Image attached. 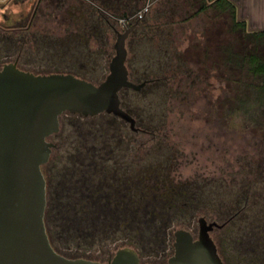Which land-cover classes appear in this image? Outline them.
I'll return each instance as SVG.
<instances>
[{
  "label": "rangeland",
  "instance_id": "1",
  "mask_svg": "<svg viewBox=\"0 0 264 264\" xmlns=\"http://www.w3.org/2000/svg\"><path fill=\"white\" fill-rule=\"evenodd\" d=\"M82 1L0 0V68L21 53L18 62L28 71L61 70L95 83L101 81L115 53L114 28L123 31L124 27L113 20L115 27L101 29V39L86 34L89 49H99L98 64L90 61L82 69L73 65L72 50L65 51L59 40L78 31L77 26L85 20L79 19V14L90 5V0ZM147 1L143 0L140 5ZM180 1L150 0L149 9L141 18L149 25L146 37L136 48L141 56L143 53L157 56V50L161 53L166 50L175 64L183 62L178 66L174 82L148 86L141 94L125 95L140 112L136 125L144 127L145 131L132 130L128 122L112 113L83 115L65 111L60 116V130L50 137L57 144L53 151L56 161L54 158L43 164L42 170L56 184L53 187L58 197L69 190L76 193L75 176L83 173L75 165L77 158L84 154L81 149L99 148L107 158L102 160L101 156L98 169L100 197L94 204L98 211L94 225L85 219L79 222L77 216L64 218L65 205L61 198H55L53 193L48 196V205L55 204L56 213L50 222L46 212L45 225L52 244L65 256L106 261L109 253L114 254L118 247L128 244L139 252L140 264L163 258L164 252L169 256L173 252L176 229L197 233L198 218L206 216L221 200L229 206L241 199L238 188L243 184L252 182L263 189L264 128L239 108L235 97L237 86L232 80L236 73L227 67L225 57L228 46L235 51L256 48L264 53V43L243 30L234 29L227 14L214 8L193 12ZM246 23L249 30L264 27ZM128 40L129 37L126 39L127 59L131 56ZM63 49L65 52L61 54ZM165 88L172 90L170 94L164 93ZM262 121L264 123V117ZM115 147L128 148L134 190L140 189L141 185H134L140 174L149 187H154L155 183L157 186L154 187L155 195L143 189V195L154 196L141 203L151 205L148 211H137L138 214L132 216L131 226L123 228L122 225L120 230L114 231L113 206L103 191L108 187L105 185L107 178L113 173L107 154ZM103 165L108 169L104 170ZM67 166L71 167L75 181L67 179ZM147 168L153 169L148 179L142 171ZM156 177L163 178L164 182L154 181ZM220 182L224 183L226 191L221 189V193L212 198L203 191L195 198L189 196L190 191L197 188L196 183L210 187V184L219 186ZM177 184L182 191L179 200L172 196L173 191L167 190ZM134 190L132 193L138 200L141 194ZM157 195L164 198L163 209L154 200ZM161 213H166V217H160ZM218 220L221 222L222 218ZM119 222L127 220L118 219ZM81 223L84 227L78 230Z\"/></svg>",
  "mask_w": 264,
  "mask_h": 264
},
{
  "label": "water",
  "instance_id": "2",
  "mask_svg": "<svg viewBox=\"0 0 264 264\" xmlns=\"http://www.w3.org/2000/svg\"><path fill=\"white\" fill-rule=\"evenodd\" d=\"M138 21L114 28L109 71L99 82L73 73H34L14 62L0 68V264H140L137 251L118 248L107 261L67 257L51 244L45 226L46 185L42 165L65 112L112 113L136 130L135 118L121 106L119 92L139 90L145 81L129 79L126 39ZM196 238L185 228L174 231V253L167 264H223L210 230L215 223L199 217Z\"/></svg>",
  "mask_w": 264,
  "mask_h": 264
},
{
  "label": "flooded vegetation",
  "instance_id": "3",
  "mask_svg": "<svg viewBox=\"0 0 264 264\" xmlns=\"http://www.w3.org/2000/svg\"><path fill=\"white\" fill-rule=\"evenodd\" d=\"M80 17L82 19H85V10L80 11L79 19H81ZM86 19H88V17H86ZM135 21L139 22L140 19H137ZM77 28L78 31L68 34L65 37V39H60L59 41L61 42L59 41L58 42L62 43L63 47H65V51L66 49L72 50L71 55L75 60V62H72V64L77 66L78 68L82 69V67L88 64V62L90 61L94 62V64H98L97 58L99 56V49L91 51L88 46L89 39H86L85 35L88 34L87 36L89 37L90 35H93L97 40L101 39L99 33L102 28H99V25L94 20H81L80 25H78ZM65 51L63 49V51L60 52L61 54H63V52ZM18 54L20 56L21 53ZM19 56H17L13 60H9V62H14L18 68L26 70L25 68L20 67V64L18 62ZM70 60H72V58H70ZM91 69L95 70L96 67L91 66ZM55 72L72 73L61 70H55ZM60 116H59V130L61 125ZM136 122L137 121L135 120V127L137 129L134 131L137 132L139 130H143L141 127H138L136 125ZM57 132L52 133L48 137V140L53 143V147L51 149L48 160L44 164L50 163V160L54 158H55L54 160L56 161V157L53 154V151L54 149L57 148V144L55 141L50 140V137L55 135ZM82 150L84 154H81L77 158L76 160L77 163L75 164L79 168L78 169L79 171L83 170V173L75 176L76 178L75 194H73L72 190H69L67 193H65V195H60L58 197V191L55 190V187H53V184L55 186L56 184L52 182V178L48 177V174H46L47 175L46 177L43 172L45 178V185H46V207H45L44 218L47 212L50 222H52L55 219V213H56L55 204H52L51 206L48 205L49 204L48 196L51 193H53L55 195L54 197L55 198L58 197L59 199L61 198L60 200H62L63 204L65 205L64 210H62L64 218L65 217L72 218L74 216H77L79 222L85 219L90 224L93 225L95 224L93 219H95V216L98 215V211L96 210V208H94V204L96 202V199L100 197V185H99L100 176L98 173L99 172L98 169H100L101 166L100 164L101 156H102V160H106L107 158L106 156L101 154L102 150L99 148H89L85 150L81 149V151ZM107 155L108 156L110 155L108 161L110 162V168L112 169L111 171L113 173L109 178H107V181L104 178H102L103 181L104 180L106 181L105 185H108V187L104 189L103 193H105V198H107V200H109L111 202V205L113 206L112 207L114 214L113 220L114 219L116 220V225L115 227H113V230L115 231V230H120L122 225H124L123 228L128 227V225L131 226L130 221L133 218L132 216L138 214L140 210L145 213L148 211V208L151 205L149 204L143 205L141 203L144 199L152 198L154 196L153 195L145 196L143 195V193L144 191L149 190L155 195L156 192L154 190V187L157 186L155 185L157 183L154 184V187L153 186L149 187V185L146 184L147 181L141 178L140 177L141 174H140L137 176V179L134 183V185L137 184L138 187L141 185L139 187L140 189L134 190L133 177L131 174V159L127 158L128 148L126 149L124 147L123 148L115 147L110 149ZM55 161H52L53 166H56ZM102 167L104 168V170L108 169V167H106L105 165H103ZM67 168H68L67 179L71 181H75V179H73L72 176L71 167L67 166ZM149 170L148 168L142 170L143 176L146 179H148L149 177L148 173L153 171V169H149ZM154 181L164 182L163 178L159 179L157 177L154 179ZM206 185L207 184L201 185L199 183H196L195 186L197 188L190 191L189 196L191 198H195L198 192L203 191L206 193V195L209 198H212V196H214L215 194L221 193L222 191L221 189H223V191H226L223 188L224 186L223 182H220L219 186L210 184V187H205ZM146 186L148 188H146ZM143 189L145 190L143 191ZM238 189L240 191L241 199H237V201L234 202V204H231L229 206L227 205V202L221 200L219 202V205L214 207V209L211 210V212H208L206 216L205 215H201V216L205 218L207 223H212V222L215 223L212 229L210 230V236L212 237L215 243L217 253L221 258L223 264H264V186L263 189H259V187L256 184L251 182L248 183L247 185L245 184L241 185ZM133 190L135 192H140L141 195L138 200L134 197L132 193ZM167 190L169 192L173 191L172 196L173 197L175 196L176 198L175 200H179L182 191L179 189L178 184L176 186H173L171 189L168 187ZM168 191H166L164 194L167 195L169 193ZM162 198L158 196L156 197V199H154L160 209L164 208V203H165L163 201L164 198L163 199ZM160 217H166V213H161ZM221 218L222 221L219 222L218 219ZM118 219H126L127 224L125 222L118 223ZM90 224L88 226H90L91 228ZM45 226L47 230V225ZM83 227L84 225L81 223V226L80 228H78V230H82ZM47 234L52 244L48 231ZM191 234L193 235L194 238H196L198 232L197 233L191 232ZM130 245L128 244L124 246H130ZM52 246L57 250V248L53 244ZM137 253L141 261L140 254L138 251ZM173 253H174V246H173L172 254ZM172 254L167 256V253L164 252V256H162L163 258H158L145 264H167L168 259ZM113 255L114 254L109 253L108 257L106 258V261L111 259Z\"/></svg>",
  "mask_w": 264,
  "mask_h": 264
},
{
  "label": "trees",
  "instance_id": "4",
  "mask_svg": "<svg viewBox=\"0 0 264 264\" xmlns=\"http://www.w3.org/2000/svg\"><path fill=\"white\" fill-rule=\"evenodd\" d=\"M141 2L142 0H90V5L85 9V20H94L102 29L106 27L113 29L115 27L113 20L118 22L120 18L133 15L142 6L140 5ZM208 8H214L223 14H227L230 16L234 29L243 30L246 35L264 43V27L249 30L246 21L237 17L236 6L231 0H203L197 12L205 11ZM148 27L149 25L140 19L128 35L131 51V56L127 59L129 79L136 83L145 81V84L139 90L124 87L119 92L121 106L136 121L140 119L138 118L140 112L135 110L136 105L130 98L126 99L125 95L141 94L148 86L158 87L174 82L178 76V68H180L178 66L183 65V62L180 61L175 64L172 56H168L166 50L164 53L157 50L159 52L157 56H151L150 53H146V55L143 53L141 56L136 48L141 39L146 37ZM233 48L231 46L226 47L225 64L236 73V77L232 80L237 86L235 97L239 102V108L243 110L245 115L255 119V122L264 128L262 121L264 117V53L256 50V48L240 51H235ZM162 54L163 56H161ZM171 91L170 88H165L164 93L170 94Z\"/></svg>",
  "mask_w": 264,
  "mask_h": 264
},
{
  "label": "crops",
  "instance_id": "5",
  "mask_svg": "<svg viewBox=\"0 0 264 264\" xmlns=\"http://www.w3.org/2000/svg\"><path fill=\"white\" fill-rule=\"evenodd\" d=\"M178 1L181 2L180 0ZM186 1L187 0H182V2L186 4L190 9H193V12H196L200 6L201 1L203 0H188V2ZM231 1L236 6L237 17L244 18L248 22L249 26L261 27L264 25V0Z\"/></svg>",
  "mask_w": 264,
  "mask_h": 264
},
{
  "label": "built area",
  "instance_id": "6",
  "mask_svg": "<svg viewBox=\"0 0 264 264\" xmlns=\"http://www.w3.org/2000/svg\"><path fill=\"white\" fill-rule=\"evenodd\" d=\"M150 6V0L147 1L143 6L140 7V9L135 12L133 15L128 16L126 18H120L118 19L119 23L121 26L126 27L128 26L131 22L137 20V19H141L144 14L148 11Z\"/></svg>",
  "mask_w": 264,
  "mask_h": 264
}]
</instances>
